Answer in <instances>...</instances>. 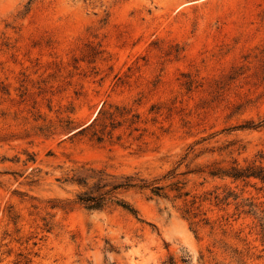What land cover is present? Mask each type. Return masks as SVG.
I'll return each mask as SVG.
<instances>
[{
    "label": "rangeland",
    "instance_id": "obj_1",
    "mask_svg": "<svg viewBox=\"0 0 264 264\" xmlns=\"http://www.w3.org/2000/svg\"><path fill=\"white\" fill-rule=\"evenodd\" d=\"M233 167L264 174V0H0V264H264Z\"/></svg>",
    "mask_w": 264,
    "mask_h": 264
},
{
    "label": "trees",
    "instance_id": "obj_2",
    "mask_svg": "<svg viewBox=\"0 0 264 264\" xmlns=\"http://www.w3.org/2000/svg\"><path fill=\"white\" fill-rule=\"evenodd\" d=\"M225 175L233 178V179H238L241 177H248V176H254L259 178L263 183H264V174H260V173H255L254 171L250 170V169H238V168H231L230 171L225 172ZM132 178H127L125 180L124 183H121L119 185H115L112 188H117V187H127V186H133L135 185L134 183H131ZM99 186L100 187H103ZM155 189H158L155 187ZM152 192L154 194H157L156 191L154 189H152ZM113 195H110L107 191L105 192H101V193H93L92 191L88 190L85 192L80 193L79 195H77V201L81 204L84 205L85 208L87 209H101L103 206H105V204L108 201H111L119 206H121L122 208L133 212L132 208L125 202L121 201V200H117V199H112ZM261 240L262 243L264 245V232H262L261 234ZM170 264H173L172 262H170Z\"/></svg>",
    "mask_w": 264,
    "mask_h": 264
}]
</instances>
